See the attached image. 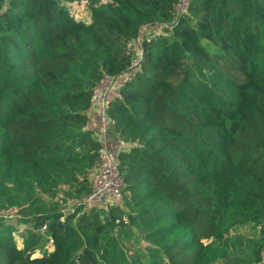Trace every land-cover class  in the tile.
Wrapping results in <instances>:
<instances>
[{"label":"trees","instance_id":"1","mask_svg":"<svg viewBox=\"0 0 264 264\" xmlns=\"http://www.w3.org/2000/svg\"><path fill=\"white\" fill-rule=\"evenodd\" d=\"M82 1L88 24L67 8ZM176 3L0 0V212L15 211L0 264L263 263L264 0H191L180 16ZM171 22L131 69L141 29ZM104 75H129L108 107L122 207L64 213L92 190Z\"/></svg>","mask_w":264,"mask_h":264},{"label":"built area","instance_id":"2","mask_svg":"<svg viewBox=\"0 0 264 264\" xmlns=\"http://www.w3.org/2000/svg\"><path fill=\"white\" fill-rule=\"evenodd\" d=\"M191 0H177L175 11L177 15H181L186 12ZM86 2L82 1L78 4H69L67 6L69 12L72 13L74 5H85ZM75 18V17H74ZM76 19V18H75ZM174 22L171 23H158L155 26H145L141 29V32L137 39L129 44L130 50L134 51L133 62L131 69H136L142 57L141 42L144 36L158 35L163 32H169L172 30ZM126 75L122 78L112 77L110 75H104L102 79L93 87L90 103V113H96L98 119V128L93 130L95 136L101 142V150L98 155V160L91 176L92 190L90 194L79 201L68 200L67 204L73 206L74 204L82 205L83 210H91L99 206L112 205L115 207H122L124 182L119 171V161L117 159V153L124 148V145L118 142L115 146H111L109 142V131L111 122L108 117L109 99L112 95L118 96V88L122 84V81L128 78ZM123 79V80H122ZM58 199L62 200L63 195H58ZM15 216V211L5 210L0 212V218L10 219ZM123 223L128 224L127 217L123 218ZM46 232V226L42 227V233Z\"/></svg>","mask_w":264,"mask_h":264},{"label":"rangeland","instance_id":"3","mask_svg":"<svg viewBox=\"0 0 264 264\" xmlns=\"http://www.w3.org/2000/svg\"><path fill=\"white\" fill-rule=\"evenodd\" d=\"M72 10L73 14H74V17L76 18V20L78 21H82V22H85V23H90L91 22V18H90V12L87 8V4H85L84 6L83 5H74L72 7ZM63 212L64 213H69L71 211H73V207L66 204V205H63ZM7 221H9L10 223H15V220H12V219H8ZM17 228L19 229V231L24 234L25 231L27 229H29V224H21V225H16ZM24 231V232H23ZM16 241H17V244L19 247H22V244H23V240L20 236H18L17 234L14 236ZM123 237L125 239V242L127 245H132V247H138V245L141 243V240H140V235L137 233V232H133V231H129L127 232L126 234H123ZM51 246H45L43 249H38L36 251V253L34 254V257H38V256H41L44 252H49L51 251Z\"/></svg>","mask_w":264,"mask_h":264},{"label":"crops","instance_id":"4","mask_svg":"<svg viewBox=\"0 0 264 264\" xmlns=\"http://www.w3.org/2000/svg\"><path fill=\"white\" fill-rule=\"evenodd\" d=\"M89 128H91L92 130H96L98 128V119H97L96 113H90V115H89ZM109 142H110L111 146H115L118 143V141L111 135L109 137ZM262 264H264V254H263V263Z\"/></svg>","mask_w":264,"mask_h":264}]
</instances>
